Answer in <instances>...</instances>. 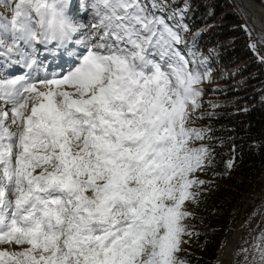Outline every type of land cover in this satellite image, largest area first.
Returning <instances> with one entry per match:
<instances>
[{
  "label": "snow or ice",
  "instance_id": "snow-or-ice-1",
  "mask_svg": "<svg viewBox=\"0 0 264 264\" xmlns=\"http://www.w3.org/2000/svg\"><path fill=\"white\" fill-rule=\"evenodd\" d=\"M69 4L0 0V244L29 246L0 264H185L184 204L212 160L189 109L210 73L141 0H91V34ZM72 43L66 72L41 73L42 47ZM253 249L264 264V232Z\"/></svg>",
  "mask_w": 264,
  "mask_h": 264
},
{
  "label": "trees",
  "instance_id": "trees-1",
  "mask_svg": "<svg viewBox=\"0 0 264 264\" xmlns=\"http://www.w3.org/2000/svg\"><path fill=\"white\" fill-rule=\"evenodd\" d=\"M162 1L191 30L207 24L199 36L201 49L216 45L210 61L230 67L213 86L224 103L205 110L212 160L196 195L194 234L185 250V264H216L224 237L238 218H245L240 249L264 229V198L252 197L264 185V54L230 0Z\"/></svg>",
  "mask_w": 264,
  "mask_h": 264
},
{
  "label": "rangeland",
  "instance_id": "rangeland-1",
  "mask_svg": "<svg viewBox=\"0 0 264 264\" xmlns=\"http://www.w3.org/2000/svg\"><path fill=\"white\" fill-rule=\"evenodd\" d=\"M72 1L76 2L78 13L77 15L73 16V14H70V12H68V15H70V17L73 18L75 22L82 23L85 25L84 29L86 31L83 30L85 31V33L91 34L95 32L96 29L93 27V25L97 23V19L93 14L92 9L90 8L91 0H72ZM72 1L70 0V3H72ZM230 1L233 4V8L240 14L241 18L243 19L245 24L248 26L249 31L251 33V37L253 38V41L255 42L257 47L262 51V54H264V38L249 23V19L247 15L245 14V12L243 11L241 5L238 3V1L237 0H230ZM254 1L264 5L263 0H254ZM141 2L148 7V10L153 15H155L156 17L163 18L171 27H173L174 30L180 33V35L183 37V43H181L179 47L181 51L183 52V54L190 59H196L198 62H200L198 66L200 67V70L202 72L208 71L210 73V79L205 78L203 83L198 85V87L203 88V95L200 98L201 106L198 109H189L190 117H189V122L187 125L188 127H191V128L204 129L207 123L209 122V117L206 112L211 110L213 107H217L218 104L224 103L223 97H219V98L215 97L213 93L214 92L213 86L221 82L220 78L225 76V73L229 70L230 67H228V65L226 64L218 65L216 62L210 61L211 58L214 57V55L217 52L216 45H210L207 50L201 49V46H200L201 43H200L199 36L204 28V25H202L200 28L196 30H191L190 27H188L187 24H185L183 20H181L180 13L179 12L171 13V11L168 8V4L164 3L162 0H141ZM153 4L155 5V7H153ZM72 5L73 4H71L70 9H72ZM74 7L75 6H73V8ZM0 14L9 15V18H10V14L7 13V11L3 7H0ZM185 28L187 30H185ZM72 44L73 45L71 47H70L71 45L70 44L66 49L65 60L67 62L71 61L70 57L67 55V52L72 51L73 49L78 50L77 51L78 53L83 52V48L81 46H78L75 43H72ZM69 47L72 48V50ZM45 50L52 51V48L50 47L48 49H44L42 47L40 53H43ZM50 51H45V52H50ZM74 60H75V57H74ZM74 62L75 61H73L72 63L66 64L67 65L66 69L68 70L71 67V64H73ZM16 74H22V73H14L12 75H16ZM6 75H10V74H6ZM205 110L207 111L205 112ZM207 142H208L207 139L204 138L203 140L195 141L194 146H200V145L207 146ZM206 168L207 166L202 171L196 172L194 176L200 180L204 179ZM262 177L264 178V172H263ZM200 187L202 186H194L192 189H190V191L194 193H198V191L200 190ZM259 196H263L264 198V185L261 188L254 190L252 193L253 198H257ZM195 200L194 201L188 200L184 204V209L187 210L189 213H191V215L183 221V223L187 226V229L189 232L193 230L192 215L194 214V211H195V206H194ZM263 210H264V205H263ZM244 220H245L244 217L238 218L237 221L232 225L231 231H229L227 235L224 237L223 247L220 252V257L216 260V264H221L222 262V254H223L224 246L229 236L234 232H238L239 239L241 238L242 229L244 227ZM261 232H264V229L256 235V237L252 241V244H249L248 246H244L243 249H240L237 243V248H236L233 264H253V256L256 255L253 249V245L257 242V238L259 237ZM189 236L190 235H185L182 238L184 242L181 245V250L176 254L179 260L184 261V262H185V250L189 246ZM27 247L29 246L28 245L17 246V245H13L9 243L0 244V250H6L9 252L22 251L26 249ZM244 249L248 250L247 254L243 251ZM246 255H247V259L245 258ZM239 256H240V259L237 260Z\"/></svg>",
  "mask_w": 264,
  "mask_h": 264
},
{
  "label": "bare ground",
  "instance_id": "bare-ground-1",
  "mask_svg": "<svg viewBox=\"0 0 264 264\" xmlns=\"http://www.w3.org/2000/svg\"><path fill=\"white\" fill-rule=\"evenodd\" d=\"M72 1V0H71ZM238 3L241 5L243 11L245 12V14L247 15L248 19L249 20V23L254 27V29L257 30V32L264 38V5L263 4H260L254 0H245V3L248 4V6H251L254 10L253 12V15L252 17L249 16L248 12L246 11V8H245V4H242V2L240 0H237ZM71 4L72 5V9H70L71 7ZM73 6H75L73 8ZM68 12H70V14H73V16L77 15L78 13V10H77V6H76V2L72 1V3L69 4V9H68ZM70 16V15H69ZM89 18V17H88ZM73 19V18H72ZM84 21V20H82ZM96 21V20H95ZM85 30L84 28L82 29V31ZM86 31V30H85ZM83 31V32H85ZM73 44L70 45V47L72 46ZM69 47V48H70ZM64 48H61L59 49V57L61 56L63 58V60H61V57H60V60L58 63L61 64V65H57V66H54L55 64L54 63H51L53 64V66H50L48 65V70L50 69V72H61V71H67V65L66 63L63 64V62H65V53H66V49H64L65 51H63ZM72 50V48H70ZM76 50V49H75ZM45 51H50V50H45ZM44 51V52H45ZM78 51V50H76ZM43 52V53H44ZM50 52H53V51H50ZM80 52V51H79ZM43 54L40 53V61L42 63V61L44 59H53L51 53H47L45 54L44 56H42ZM70 62L69 63H72L74 60V57H70ZM3 61L0 60V64H2ZM75 63V62H74ZM73 63V64H74ZM45 64V63H44ZM71 64V66L73 65ZM46 65V64H45ZM45 66H43L44 68ZM43 68H41V73H43ZM23 71H26V69H22L21 66H17V65H11L9 66V68L7 69V72L6 74H14V73H22ZM239 241V233L238 232H234L232 233L229 238L227 239L226 241V244L224 246V250H223V254H222V262L221 264H232L233 260H234V257H235V252H236V248H237V243ZM15 245V244H13Z\"/></svg>",
  "mask_w": 264,
  "mask_h": 264
},
{
  "label": "water",
  "instance_id": "water-1",
  "mask_svg": "<svg viewBox=\"0 0 264 264\" xmlns=\"http://www.w3.org/2000/svg\"><path fill=\"white\" fill-rule=\"evenodd\" d=\"M240 1L242 2V4H245L246 11L248 12L249 16L252 17L253 12H254L253 8L251 6H248V4L245 3V0H240Z\"/></svg>",
  "mask_w": 264,
  "mask_h": 264
}]
</instances>
